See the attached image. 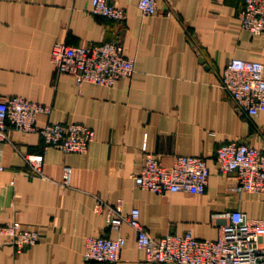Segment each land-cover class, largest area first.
Returning <instances> with one entry per match:
<instances>
[{"label": "crops", "instance_id": "crops-1", "mask_svg": "<svg viewBox=\"0 0 264 264\" xmlns=\"http://www.w3.org/2000/svg\"><path fill=\"white\" fill-rule=\"evenodd\" d=\"M109 1L124 10L123 20L91 13L90 0H0L1 99L21 95L49 105L37 125L80 122L94 131L85 153L47 148L38 176L24 154L42 150L40 134L8 129L10 141H0V222L17 219L22 229L39 232V241L20 250L0 245V264H145L135 230L127 223L110 228L107 209L95 210L98 200L123 213L138 208L155 239L187 230L216 239L235 209L264 217V192L237 190L236 171L221 173L215 161L216 148L229 141L264 149V111L240 112L220 83L232 57L264 65V36L242 28L238 17L243 0H155L152 15L141 13L138 0ZM112 40L134 59L130 77L111 86L77 84L55 71V42ZM145 152L164 166L177 155L202 156L209 168L205 191L136 186ZM65 165L72 175L63 187ZM88 235H121L126 242L116 261L89 263L82 257Z\"/></svg>", "mask_w": 264, "mask_h": 264}, {"label": "built area", "instance_id": "built-area-1", "mask_svg": "<svg viewBox=\"0 0 264 264\" xmlns=\"http://www.w3.org/2000/svg\"><path fill=\"white\" fill-rule=\"evenodd\" d=\"M143 15L157 12L155 0H138ZM90 12L108 19L123 20L125 12L109 0H90ZM242 28L264 36V0H243L238 14ZM50 59L57 74L72 75L77 84L92 82L113 85L119 78L130 77L134 59L124 54L118 40L89 45H69L55 42ZM264 65L257 60L232 57L221 78V87L240 112L256 114L264 111ZM51 107L21 95L0 97V141H10L8 129L21 132L37 131L43 141L42 150L24 154L30 173L42 175L43 154L49 147L64 153H85L94 131L80 122H46L36 124L39 114L48 115ZM216 168L225 173L236 171L237 190L264 192V149L238 141L221 144L215 150ZM209 168L205 158L177 155L170 166H164L150 152H145L140 171L133 176L136 186L156 193L205 191ZM72 167L63 166L60 185L70 186ZM106 208L107 225L117 229L127 223L136 233V244L144 250L145 264H264V217L252 218L239 209L226 214L216 239H201L191 231L168 233L153 238L140 223V211L133 207L127 213L98 200L95 210ZM0 245L17 250L39 241V232L21 228L17 219L0 222ZM124 236L88 235L84 238L82 257L89 263H111L118 259L125 245Z\"/></svg>", "mask_w": 264, "mask_h": 264}]
</instances>
